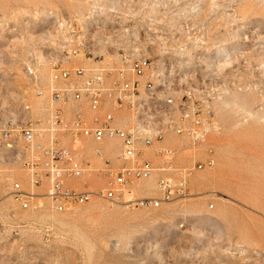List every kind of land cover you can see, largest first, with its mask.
<instances>
[{"label": "rangeland", "instance_id": "374dc122", "mask_svg": "<svg viewBox=\"0 0 264 264\" xmlns=\"http://www.w3.org/2000/svg\"><path fill=\"white\" fill-rule=\"evenodd\" d=\"M77 68L108 80L123 70L138 82L135 108L115 112L117 122L181 140L167 144L170 176L178 182L196 166L187 197L143 209L93 196L60 213L19 161H0V264H264V0H0V129L33 127L48 144L54 112L70 122L77 106L55 99L75 76L54 75ZM169 98L193 117H212L216 129L197 144L177 134L181 113ZM97 148H73L90 191L107 187L108 171L121 167L114 143L98 158ZM142 149L163 166L157 147ZM208 149L215 164L198 169ZM160 175L141 180L135 197L159 196Z\"/></svg>", "mask_w": 264, "mask_h": 264}, {"label": "built area", "instance_id": "2783aa9c", "mask_svg": "<svg viewBox=\"0 0 264 264\" xmlns=\"http://www.w3.org/2000/svg\"><path fill=\"white\" fill-rule=\"evenodd\" d=\"M76 53V52H75ZM131 71L135 75L143 74L141 61H135L131 65ZM120 80H108L103 71L95 70L86 74L82 68L61 70L57 72L55 79L69 80L75 76L69 87L60 94L56 91L55 99L61 96L72 97L77 103L70 122H65L61 111L56 110L50 120L49 143L43 144L38 140L41 135L33 127H24L13 133L12 129H0V161H19L21 167L28 174L32 187H41L45 190L43 195L51 208L57 212H66L73 206L87 203L93 196L110 203L124 202L132 208L159 209L164 204L177 199H185L188 194L189 176L193 175L196 166L183 170L180 180L174 182L170 176L173 168L175 153L168 147H160L157 154L163 158L164 164L155 167L153 163L143 156V147H152L164 140V135L159 131L141 129L137 124L130 127L128 123L121 126L117 123L115 110L121 111L126 105L135 108V95L138 91V82L125 79L124 71L118 72ZM175 108L180 110V120L173 124L174 131L182 135L190 136L194 144L204 142L207 134L216 129V122L210 116L193 117L189 107L182 101L177 102L173 98ZM88 106L92 115L88 116L83 105ZM110 107L111 110L101 114L102 110ZM191 121V126L186 127L185 121ZM63 125L62 138L53 136L58 126ZM80 138L92 140L102 144L108 139H118L121 148L117 159L121 163L118 171H108L110 180L108 186L97 191L82 190L73 187L70 182L81 179L85 175V165L75 153L73 148L63 144L64 139L73 142ZM98 156L102 155L100 148L95 150ZM215 158L211 149L207 150V158L204 163L197 164L198 169L205 166H213ZM156 171L161 172L158 178L157 188L160 195L157 197H135L136 185L143 179L152 177ZM26 198L21 203L22 208L30 207V199L33 193L23 195ZM129 196V197H127ZM48 232V229H46ZM45 240H48L46 233Z\"/></svg>", "mask_w": 264, "mask_h": 264}, {"label": "crops", "instance_id": "0c3cea01", "mask_svg": "<svg viewBox=\"0 0 264 264\" xmlns=\"http://www.w3.org/2000/svg\"><path fill=\"white\" fill-rule=\"evenodd\" d=\"M114 112H116L117 114H119V111L118 110H115ZM89 113L92 115V113L89 111ZM87 114V113H86ZM90 116V115H88ZM118 123V122H117ZM112 142L115 144L116 148L118 149V152L121 148V142L118 140V139H108L106 140L105 142H103L102 144H98L92 140H88V139H83L78 145H76L75 147H72V148H75V149H78L79 147H95L96 144L98 145V147L100 149H102L103 145L106 143V142ZM172 141H176L179 145L181 143V140L180 139H175V138H170L168 139L167 141H161V142H158L156 143L153 147H157V150L160 148V147H168L167 144L169 145V143H171ZM115 148V149H116ZM112 150V149H110ZM117 152V154H118ZM97 155V154H96ZM99 156L97 155L96 158H98ZM117 158V156H116ZM117 161H119L117 159ZM120 162V161H119ZM84 164V163H83ZM85 165V164H84ZM84 177V176H83ZM82 177V178H83ZM81 178V179H82ZM81 179H77V180H74V181H71L70 184L73 186V187H76V188H79V189H82V190H88V188L81 182ZM41 188V187H39Z\"/></svg>", "mask_w": 264, "mask_h": 264}, {"label": "bare ground", "instance_id": "6f19581e", "mask_svg": "<svg viewBox=\"0 0 264 264\" xmlns=\"http://www.w3.org/2000/svg\"><path fill=\"white\" fill-rule=\"evenodd\" d=\"M166 103H167V105H169V106H173V105H174V103L172 102V99H167V100H166Z\"/></svg>", "mask_w": 264, "mask_h": 264}]
</instances>
